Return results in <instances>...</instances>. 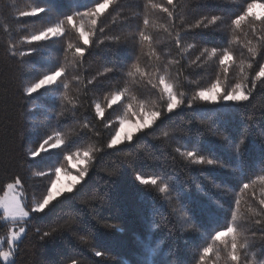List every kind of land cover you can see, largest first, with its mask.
Wrapping results in <instances>:
<instances>
[{"label":"trees","instance_id":"16d2710c","mask_svg":"<svg viewBox=\"0 0 264 264\" xmlns=\"http://www.w3.org/2000/svg\"><path fill=\"white\" fill-rule=\"evenodd\" d=\"M153 2L162 4L165 0ZM248 2L251 0H176V30H180L182 21L186 25L202 17L210 20L213 15H218L223 18L217 25H211L207 29L202 27L191 33L182 32L187 39L183 41L184 59L181 64L184 67L178 79L177 69L180 64L174 63L179 59L178 50L174 46L173 37L164 31L165 26L172 31L167 14L152 11L149 15V31L156 38V49L158 53H162V62L165 59L173 62L168 70L176 86L185 93L186 101H191L194 91L210 86L216 76L222 74L216 58L205 59L201 56L205 47L209 53L213 47L217 48L218 54L221 47H227L233 53L237 63L229 70V85L240 81L237 69L241 62L245 64V71L249 74L245 86L252 89L249 101L241 105H204L192 102L193 108L185 107L163 117L159 126L152 130L153 135H142L138 142L123 145L125 151L97 153L89 173L91 179L87 182L88 187L81 199L88 200L95 189L103 191L109 180L115 183L111 189V201L96 208V213L101 218L99 224L87 212L80 216L78 235H85L89 231L94 235L85 236L87 244L81 243L78 235L69 233L55 234L44 242L39 240L40 233L36 229L41 232L49 230L65 216L84 208L83 204L76 203L71 208L61 206L48 215L35 214L31 223L26 224L25 236L18 242L15 264H63L70 255L81 257V264H137V236L146 235L145 220L149 215L165 225L153 237L154 240L163 239L165 252H171L164 259L179 258L195 264L192 258L197 252V246L203 245L205 241L211 243L208 233L231 223L230 212L235 210L236 198L241 201L240 215L244 217L237 221L238 227L249 237H252L253 232H256L257 237L260 235L259 226L254 224V220H264V212L260 216H252L248 210L251 208L260 211L264 208L259 203L264 199V184L260 183V177L264 176V136L260 134V129H264V81L257 82L256 87L252 88V76L258 68L254 63L253 69H247L250 54L245 44L248 40L254 45L259 44L261 54L264 55V43L258 41L247 28L241 33L234 32L229 27L230 20L246 8ZM147 4L148 0H119L118 4L112 5L101 17L105 29L103 35L109 39L101 45L94 37V46L89 49L92 54L88 57L86 53L87 62L79 70L81 84L78 85L75 80L67 81L68 96L77 104L75 117L69 115L72 106L60 99L59 91L49 93L42 90V93L29 98L30 102L25 108L24 101L20 99L22 79L8 83L5 89V80L0 77V195L8 182L19 176L24 185L26 203H34L48 182L47 175L38 176L37 172L51 173L55 167L68 170L70 162L63 159L68 151L98 147L109 138L118 119L125 114L124 109L115 105L112 109L106 108V126L104 121L95 117L94 107L88 105L95 102L106 105L108 92L97 90L85 97L83 84L86 82L85 77L91 79L98 71H104L113 64L123 66L134 62L138 57L143 67L150 61L144 54L146 48L142 52L140 45L134 42L137 39L136 33L142 27L144 14L148 12ZM85 5L94 6V0H0V67L5 59V48L13 42L19 50L32 47L41 49L35 55L23 58L33 65V71L24 79H34L38 73L55 65L58 60L63 62L65 55L70 60L71 53H66L62 44L66 46L68 42L78 43L75 33H69L67 39L58 38L59 42L54 38L45 46L25 44L22 42L23 37L54 25L76 10H86ZM35 6L45 7L47 11L38 17H20L21 11ZM77 22H80L79 17ZM84 22L86 28L90 27L86 18ZM97 35L100 36V33ZM115 37L121 38L119 44L111 42ZM197 57L200 60L191 64L190 61ZM256 61L264 62L260 56L256 57ZM112 75L108 74L109 77ZM120 75L123 79L118 77L111 85L106 82L102 88H117L126 83L129 79L126 72ZM101 79L107 81L108 77ZM141 93L149 95L143 88L139 89L138 94ZM5 98L8 99L7 105L4 103ZM150 98L156 100L155 96ZM81 103L83 107H80ZM62 105L66 115L57 119ZM253 122L258 127L247 130L246 143L241 146L242 154L238 155L234 151V144L239 143L246 126ZM85 123L88 124L87 128L84 127ZM9 127L12 129L10 132ZM57 132L66 140L65 145L41 153L35 159L25 157V152L34 148L37 141L48 135L55 136ZM165 133L168 135L165 136ZM5 135L8 136V145L12 149L10 160L4 158ZM224 137H229L233 144L226 143ZM185 151H196L198 155L215 158L225 167L194 165L182 155ZM115 171L120 173L119 176H110ZM139 173L145 176H164L169 183L179 184L182 191L179 194L174 192L173 203L169 204L163 194L135 181L134 177ZM241 181L250 183L251 188L243 189ZM225 187L231 193L228 196L223 194ZM177 199L179 203H176ZM221 204L222 207L219 206ZM181 208L192 218L194 224L202 228L203 235L185 232V226L174 227V221L182 214ZM171 212H175V216L169 215ZM112 224L122 227L124 231L117 232L106 226ZM8 231V225L0 220V241L5 242ZM96 250H103L105 255L95 257ZM218 250L221 258L217 264H228L222 246H218ZM259 253L257 241L255 247H250L242 255H247L248 264H253V257L258 260Z\"/></svg>","mask_w":264,"mask_h":264},{"label":"snow or ice","instance_id":"6c2138e0","mask_svg":"<svg viewBox=\"0 0 264 264\" xmlns=\"http://www.w3.org/2000/svg\"><path fill=\"white\" fill-rule=\"evenodd\" d=\"M118 3L119 0H94V6L87 7L85 5L86 10H76L72 14L66 15L63 20L54 25L24 36L22 42L33 46H45L48 41L54 38H57V42H59L58 38L64 37L67 39L69 33H75L79 40L78 43L68 42L66 46L62 44L64 51L71 53L70 60L65 55L63 62L58 60L55 65L38 73L34 79H24L33 71V65L23 58L35 55L41 50L40 47L19 50L14 42L9 43L5 48V59L2 62V67H0V77L5 80V89H7L8 83H15L16 79H22L20 99L24 101L25 108L30 102L29 98H33L37 93H42V90L49 93L59 91L60 99L72 106L69 115L75 117L77 104L73 103V100L68 96L69 83L67 81L75 80L78 85L81 84L79 70L87 62L86 53L88 57L92 54L89 49H92L94 46L93 38L95 37L101 45L105 43L106 39H109L103 35L105 29L101 23V17L112 5ZM147 7L148 12L144 14L142 27L136 33L137 39L134 42L140 45L142 52L146 48L144 54L150 58V61L146 62L142 67L137 57L130 64L123 66L113 64L104 71H98L91 79L85 77L86 82L83 84L85 97L90 92H96L97 90L108 92L106 105L102 106L99 102H95L94 104L89 103V107H94L95 117L104 121L107 126L108 121L105 120V109H112L114 105L124 109L125 114L119 118L116 127L109 134V138L98 147H90L85 150L78 149L74 152L68 151L63 156L64 160L69 162L76 161L83 165L82 167H78L74 174L71 169L65 170L63 167H55L51 173L37 172L36 175L38 176L47 175L48 182L44 191L40 193L39 199H36L34 203H26L27 197L24 192V185L19 176L6 184L3 194L0 195V210H2L0 211V220H3L8 225L9 231L6 239L7 250H5L4 246H0V264H15L18 242L25 236L27 231L26 224L31 223V218H34L35 214L48 215L61 208V206L71 208L76 203L85 205L84 208L65 216L61 222L50 227L49 230L41 232L40 229H36L40 233L39 240L41 242H44L46 238H52L55 234L69 233L78 235L77 228L80 224V216L84 212L90 214L97 224L100 223L101 218L97 215L96 208L102 207L111 201V189L115 182L109 180L103 191L95 189L91 192L88 200L81 199L88 187L87 182L91 179L89 173L96 160L97 153H107L109 150L115 152L125 151L124 147H122L123 145H131L134 141L138 142L142 138V135H153L152 130L159 126V122L163 117L177 110H182L185 107L193 108L192 102H199L204 105H241L249 101L252 89H248L245 86V83L249 80V74L246 73L243 62L239 64L237 69L240 74V81L234 85H229L228 83L229 70L237 62L233 58V53L227 47H221L219 54L216 47H213L210 53L207 47L203 49L201 56L205 57V59L216 58L222 74H218L210 86L194 91L191 101H186L184 98L185 93L180 91L176 86L173 76L168 70L173 62L166 59L162 62V53H158L156 49V38L149 31L151 26L150 13L152 11L166 13L172 31H169L168 26L164 27V31L173 37L174 46L179 54V59L174 61V63L180 64V68L177 69L176 79H178L184 67L181 64V61L184 59L182 51L183 41L187 39L186 36L182 35V32L191 33L194 29H201L202 27L207 29L211 25H217L223 19L221 16L213 15L210 20L208 17H202L194 23L186 25L182 21L180 30H176L175 21L177 16L175 15V11L178 7L176 0H165L162 4L148 0ZM256 9L264 10V0H251V2H248L246 8L242 9L235 18L230 20L229 27L234 32L241 33L247 28L257 37L258 41L264 43V11L257 13ZM46 11L45 7L35 6L21 11L19 15L22 18L38 17ZM77 17L80 18V22H77ZM85 18L90 27L86 28ZM257 25H259V29H257ZM98 32L100 36L97 35ZM120 39V37H115L111 42L119 44ZM190 47H195V45H190ZM245 47L250 54V62L246 65L247 69H253L254 63L258 68L254 72L251 81L252 88L254 89L257 82L264 81V62L256 61L257 56H260L261 61H264V55L261 54L260 45H254L251 40L247 41ZM199 60L200 57H197L195 60H191L190 63L196 64ZM122 72H126L129 78L126 83L117 88H112L111 86L107 89L102 88L106 82L111 85L118 77L123 79V76L120 75ZM109 73L113 75L109 77ZM101 77H108V80L105 81ZM89 85H92V87H89ZM141 88L147 90L149 95L138 94ZM151 96H155L156 100L153 101L150 98ZM4 103L7 105V98H5ZM83 106V103H81L80 107ZM65 115V107L62 105L56 118L59 119V117H65ZM84 127L87 128L88 124L85 123ZM252 127H258V125L254 122L247 125L239 139V143L234 144L236 154H242L241 146L246 143L247 130ZM11 130V127H9V132ZM260 134L264 136V129H260ZM164 135L167 136L168 133ZM224 141L228 144H233L229 137H224ZM66 143V140L57 132L55 136L48 135L46 138L37 141L36 146L25 152L24 155L26 158L35 159L41 153H47L49 149H59ZM182 155L194 165L225 167L217 159L198 155L196 151H185ZM4 158L5 160L12 158V149L8 145L7 135H5ZM61 173L68 177L67 182L61 179ZM119 174L118 171H115L110 173V176H119ZM134 179L139 185L163 194L169 204L173 203L172 194L174 192L179 194L182 191L179 184L169 183L168 179L164 176H145L139 173L135 175ZM241 183L243 189L251 188L250 183H243V181ZM260 183L264 184V176L260 177ZM223 194L228 196L231 193L225 187ZM89 201H95L96 203L93 204ZM176 203H179L178 199ZM259 203L264 206V199H261ZM240 205V199L236 198L234 200L235 210L230 212L231 223L208 233V239L211 240V243L205 241L203 245L197 246V252L192 258L195 264H217L221 258L218 246H222L225 252V260L228 264H248V257L247 255H242V252L248 250L250 247H255L257 241L259 242L260 249L259 259L257 260L256 257H253V264H264V220H254V224L259 226L260 235L257 237L256 232H253L252 237H249L237 225L238 220L244 219L240 215ZM219 206L222 207L223 205ZM248 211L252 213V216H260L264 212V208L260 211H254L250 208ZM181 213L178 219L174 221V227L180 228L181 226H185V232L203 235L202 228L193 223L192 218L188 216L187 212L183 211V208H181ZM169 215L175 216V212H171ZM106 226L115 229L117 232L124 231L122 227H118L116 224ZM164 226L156 221L152 215L146 218V235L143 237L137 236V246L139 249L137 264H190V262L179 258L172 260L164 259L166 255H171V252H165V241L163 239L154 240L153 238L154 233ZM169 231L171 232V229ZM93 235V232L89 231L85 235H78V238L81 243L87 244L88 241L85 239V236L91 237ZM4 244V241H0V245ZM104 255L105 252L103 250H96L94 252L95 257H102ZM63 264H81V257L70 255L66 257Z\"/></svg>","mask_w":264,"mask_h":264},{"label":"rangeland","instance_id":"374dc122","mask_svg":"<svg viewBox=\"0 0 264 264\" xmlns=\"http://www.w3.org/2000/svg\"><path fill=\"white\" fill-rule=\"evenodd\" d=\"M256 12L257 13H261L262 12V10L261 9H256ZM119 120V119H118ZM49 150H52V149H49ZM69 165H70V169L72 170V172H73V174L75 173V171H76V169L78 168V167H82L83 165H81V164H79L78 162H76V161H72V162H70L69 163ZM61 179L63 180V181H65V182H67V180H68V177L67 176H64L63 175V173H61ZM0 211H2V210H0ZM23 238V237H22ZM21 238V239H22ZM6 239H7V237H6ZM6 239H5V250H7V248H6ZM1 246V245H0Z\"/></svg>","mask_w":264,"mask_h":264}]
</instances>
